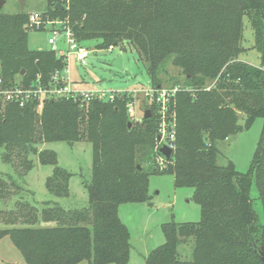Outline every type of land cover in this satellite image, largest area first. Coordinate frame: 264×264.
<instances>
[{
    "label": "trees",
    "instance_id": "obj_1",
    "mask_svg": "<svg viewBox=\"0 0 264 264\" xmlns=\"http://www.w3.org/2000/svg\"><path fill=\"white\" fill-rule=\"evenodd\" d=\"M42 14L68 20L77 40L94 41L97 50L130 44L151 85L178 86L171 105L176 146L161 164L156 105H149V118L132 122L128 91L84 106L51 99L41 111L36 101L20 106L0 100L3 161L23 168L22 177L36 165L34 156L52 166L45 186L53 197L69 196L72 173L59 165L56 151L39 145L81 140L92 145L91 179L85 184L89 201L81 208L53 200L40 208L25 201L22 191L5 202L8 180L20 190L21 184L11 174L0 175L5 225L0 238L10 236L28 264H128L130 231L120 206L149 202L150 176L169 173L176 187L194 189L201 219L164 223L165 242L144 264H263L255 245L264 244V216L261 220L254 208L251 188L255 181L264 215V128L248 171L231 161L220 164L219 156L222 141L264 119V0H48ZM29 16L0 9V71L8 83L40 78L46 84L66 66L53 50L29 47ZM245 18L261 66L239 59L246 51ZM186 242H192L190 259L179 251Z\"/></svg>",
    "mask_w": 264,
    "mask_h": 264
},
{
    "label": "rangeland",
    "instance_id": "obj_2",
    "mask_svg": "<svg viewBox=\"0 0 264 264\" xmlns=\"http://www.w3.org/2000/svg\"><path fill=\"white\" fill-rule=\"evenodd\" d=\"M47 5L48 0H4L2 10L7 13H16L20 10L29 14L33 12L42 13L46 10ZM49 36L50 31L46 26L39 29L30 28L29 47L37 50H50ZM254 45V31L248 18H245L243 46L246 51L240 55L239 59L254 66H261V53ZM84 46L91 52L86 58L85 64L79 63L74 58L70 60L72 80L78 82V85L83 89L95 87L113 90L140 89L134 93L138 100L136 111L138 117H144L150 103L142 89L148 88L151 82L138 52L128 43L123 46H114L112 49L97 50L94 41H84ZM241 121H243L242 118ZM263 128L264 119L257 118L248 129H243L222 141L220 143L219 163L224 165L231 161L237 170L248 171ZM39 148L56 151L59 165L72 173L69 182V196L56 198L51 196L47 190L45 180L52 173V166L39 164L37 156H34L36 165L22 177L23 168L4 162L3 148L0 147V175L11 174L15 181L24 178V182L31 188L26 189L24 187L20 190L11 180H8L5 202L15 200L17 198L16 193L22 191L25 201L36 202L35 204L40 208L43 202L47 200L57 201L63 207L71 209L87 206L89 197L85 184L91 179V143L88 140L74 143L54 141L40 144ZM149 196V202L124 203L119 209L120 218L130 231L132 248L128 264H144L150 251L165 242L162 230L164 223L172 220L176 222H198L201 219V207L193 198L194 189L176 187L172 174L151 175ZM251 197L259 218L263 220V206L255 181L251 188ZM0 226L5 225L0 224ZM179 251L182 258L190 259L192 257V242L181 244ZM0 264H28L10 236L0 238ZM77 264L90 263L84 260Z\"/></svg>",
    "mask_w": 264,
    "mask_h": 264
},
{
    "label": "built area",
    "instance_id": "obj_3",
    "mask_svg": "<svg viewBox=\"0 0 264 264\" xmlns=\"http://www.w3.org/2000/svg\"><path fill=\"white\" fill-rule=\"evenodd\" d=\"M48 27L50 36L48 39L53 50L58 56L64 58L66 66L62 70H57L50 78L48 83H44L38 78L34 83L24 84L20 81L12 84L8 83L0 71V100L3 102H12L20 106H25L30 101L37 102V109L42 110L44 103L51 99H73L78 101L81 106L89 103L93 99L112 101L115 97L128 90L132 94V100L127 104V111L131 121L140 122L142 117L137 116V96L135 92L140 89H105L92 88L83 89L78 82L71 78L70 60L74 58L81 64L86 63V58L90 54L77 37L70 26L68 20L44 18L41 12L30 14L28 28ZM113 48V47H111ZM179 87H154L142 89L150 104L156 105V114L159 118V136L158 147L168 146L171 151L175 149L176 140V113L172 109V103L175 101L176 92ZM145 114V113H144ZM166 158L163 154L159 159L163 164Z\"/></svg>",
    "mask_w": 264,
    "mask_h": 264
},
{
    "label": "water",
    "instance_id": "obj_4",
    "mask_svg": "<svg viewBox=\"0 0 264 264\" xmlns=\"http://www.w3.org/2000/svg\"><path fill=\"white\" fill-rule=\"evenodd\" d=\"M4 4V0H0V9H2V6ZM22 8H24V5H22ZM56 8H64V6L62 4H57L56 5ZM29 28L26 27V30H28ZM114 46H118L117 45V42L114 43ZM25 71L22 70V74L24 73ZM151 116V111L150 109L146 110L145 111V114H144V117L145 118H149ZM132 126V122L129 121L128 122V127H131ZM159 140H160V136H159ZM161 153L166 157V158H169L171 156V148H169L168 146H162L161 149H160ZM255 249L258 251L262 261H263V264H264V244H260L259 246L255 245Z\"/></svg>",
    "mask_w": 264,
    "mask_h": 264
},
{
    "label": "crops",
    "instance_id": "obj_5",
    "mask_svg": "<svg viewBox=\"0 0 264 264\" xmlns=\"http://www.w3.org/2000/svg\"><path fill=\"white\" fill-rule=\"evenodd\" d=\"M49 176V175H48ZM47 176V177H48ZM46 177V178H47ZM46 181V180H45ZM19 183L21 184V189H23L24 187H26V189H31L27 184H26V182H24V178H22V179H20L19 180ZM3 203L0 201V208L3 206L2 205Z\"/></svg>",
    "mask_w": 264,
    "mask_h": 264
}]
</instances>
